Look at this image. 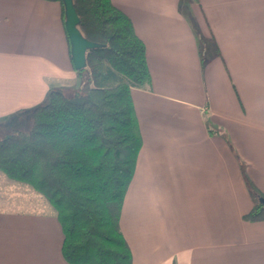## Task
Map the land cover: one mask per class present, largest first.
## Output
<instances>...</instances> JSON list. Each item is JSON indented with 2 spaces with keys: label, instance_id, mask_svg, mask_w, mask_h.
I'll list each match as a JSON object with an SVG mask.
<instances>
[{
  "label": "crops",
  "instance_id": "crops-1",
  "mask_svg": "<svg viewBox=\"0 0 264 264\" xmlns=\"http://www.w3.org/2000/svg\"><path fill=\"white\" fill-rule=\"evenodd\" d=\"M112 2L151 74L131 90L133 264H264V219L244 218L264 197V0ZM80 86L60 2L0 0V132L28 126L51 87ZM63 241L47 200L0 172V264H70Z\"/></svg>",
  "mask_w": 264,
  "mask_h": 264
},
{
  "label": "trees",
  "instance_id": "trees-1",
  "mask_svg": "<svg viewBox=\"0 0 264 264\" xmlns=\"http://www.w3.org/2000/svg\"><path fill=\"white\" fill-rule=\"evenodd\" d=\"M73 4L82 34L99 44L75 68L82 86L51 87L28 126L0 132V172L52 206L70 264H133L120 217L142 145L131 90L151 83L146 45L112 0ZM244 218L263 220L264 203Z\"/></svg>",
  "mask_w": 264,
  "mask_h": 264
},
{
  "label": "water",
  "instance_id": "water-1",
  "mask_svg": "<svg viewBox=\"0 0 264 264\" xmlns=\"http://www.w3.org/2000/svg\"><path fill=\"white\" fill-rule=\"evenodd\" d=\"M65 4V28L71 44V57L76 69L84 68L87 64V51L99 44L86 38L78 27L80 17L75 9L73 0H64ZM260 202L264 203V197L260 196Z\"/></svg>",
  "mask_w": 264,
  "mask_h": 264
},
{
  "label": "rangeland",
  "instance_id": "rangeland-1",
  "mask_svg": "<svg viewBox=\"0 0 264 264\" xmlns=\"http://www.w3.org/2000/svg\"><path fill=\"white\" fill-rule=\"evenodd\" d=\"M6 128V127H5ZM1 130V129H0ZM4 131H6V130H2L1 132H4ZM9 131V130H8ZM37 192V191H36ZM38 193V192H37ZM40 196H41V198H44L45 199V197L42 195V194H40V193H38Z\"/></svg>",
  "mask_w": 264,
  "mask_h": 264
}]
</instances>
